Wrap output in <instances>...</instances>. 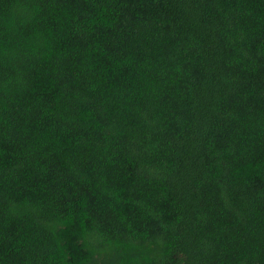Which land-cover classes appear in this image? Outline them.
Returning a JSON list of instances; mask_svg holds the SVG:
<instances>
[{"label":"trees","instance_id":"16d2710c","mask_svg":"<svg viewBox=\"0 0 264 264\" xmlns=\"http://www.w3.org/2000/svg\"><path fill=\"white\" fill-rule=\"evenodd\" d=\"M0 264H264V0H0Z\"/></svg>","mask_w":264,"mask_h":264}]
</instances>
